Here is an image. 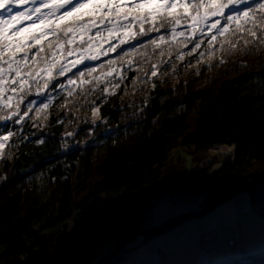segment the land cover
I'll return each mask as SVG.
<instances>
[{
  "label": "trees",
  "instance_id": "16d2710c",
  "mask_svg": "<svg viewBox=\"0 0 264 264\" xmlns=\"http://www.w3.org/2000/svg\"><path fill=\"white\" fill-rule=\"evenodd\" d=\"M175 52V71L163 65L151 82L135 85L136 72H128L115 95L96 100V117L81 98L83 107L67 116L58 99L47 119L35 121L40 129L26 118L20 137L29 139L14 138L17 147L5 149L11 159L0 161L8 177L0 181V264H92L141 230L161 194L198 198L202 208L250 185L264 206V48L237 51L226 64L213 59L211 67L194 57L176 61ZM151 63L143 71L150 74ZM93 119L95 126L85 123ZM72 131L75 138L64 135ZM175 139L196 146L199 165L215 145L235 151L215 171L211 161L184 174L187 160L168 157ZM65 141L79 146L64 151ZM231 264H264V256Z\"/></svg>",
  "mask_w": 264,
  "mask_h": 264
},
{
  "label": "snow or ice",
  "instance_id": "6c2138e0",
  "mask_svg": "<svg viewBox=\"0 0 264 264\" xmlns=\"http://www.w3.org/2000/svg\"><path fill=\"white\" fill-rule=\"evenodd\" d=\"M174 47L176 61L194 57L209 67L237 51L259 52L264 0H0V161L11 159L5 149L17 147L14 138L29 139L20 137L26 118L40 129L35 121L47 119L58 99L67 116L83 107L81 98L96 117V100L115 95L128 72H136L135 85L151 82L163 65L175 71Z\"/></svg>",
  "mask_w": 264,
  "mask_h": 264
},
{
  "label": "crops",
  "instance_id": "0c3cea01",
  "mask_svg": "<svg viewBox=\"0 0 264 264\" xmlns=\"http://www.w3.org/2000/svg\"><path fill=\"white\" fill-rule=\"evenodd\" d=\"M240 197L243 199V196ZM236 201L237 198L234 199L233 204L222 208L221 220L218 224L220 226L223 222H227L239 225V239L236 247L206 250L201 241V235L204 230L215 229L218 226L200 231L194 224L188 222L127 250L121 255V259L113 264H158L162 256L165 258L163 264H229L243 256H263L264 218L246 205L244 200H241L242 207H238ZM158 204L162 206L155 209V203L153 204V212L142 227L145 230L182 212L198 209L199 199L159 201Z\"/></svg>",
  "mask_w": 264,
  "mask_h": 264
},
{
  "label": "rangeland",
  "instance_id": "374dc122",
  "mask_svg": "<svg viewBox=\"0 0 264 264\" xmlns=\"http://www.w3.org/2000/svg\"><path fill=\"white\" fill-rule=\"evenodd\" d=\"M68 148H65L64 147V151H69L71 149H74L76 148L74 146V144H71L69 143L68 144ZM197 149H196V146H185V145H181L179 144V139H175L174 142H173V145L169 151V154H168V157L170 160H176L178 159L179 157L180 158H184L187 160L186 162V165H185V168H184V174H189L192 172V170L194 168H196L197 166H200L202 167V165L204 163H207V162H211V161H214L213 164L211 165V171H215L216 169H218L220 166H221V163H222V159L225 158V157H228L230 156L231 158L233 157V154H234V151H235V145H215L214 147H212L209 151L210 153V157H208L207 159L203 160V163L202 165H199V162L197 160L198 158V154H197ZM198 152H200V150H198ZM238 196V197H236ZM240 196H243V199L240 197ZM256 196V195H255ZM237 198V201H236V204L238 207H242V202L241 200H244L246 202V205L250 206V208H252L251 204H250V199H249V196L248 194L242 192V193H238L236 194L233 198H231L230 200H228V202L222 204V206H219L217 207L214 211H212L210 214L202 217V218H197V219H192V220H189L183 224H186L188 222H190L189 224H194L200 231L201 230H204V229H210V228H213V227H216L218 226L219 224V221L221 220L220 219V215L222 212H220L222 210V208L228 204H233L232 202L234 201V199ZM154 200V199H153ZM159 200L161 202H168L166 200H164L161 195L159 196ZM180 200H182L180 198ZM157 202V203H156ZM159 201H155L151 204V206L148 208L147 212H146V215H145V218L143 220V222L141 223V230H145L144 227L145 226V223L147 222V220L150 218L152 212H153V204L155 203V206L154 208L157 209L159 207L162 206V204H158ZM174 202V201H173ZM192 202V201H190ZM199 209V207H198ZM198 209L196 210H188V211H185V212H189V211H197ZM253 209V208H252ZM254 210V209H253ZM255 211V210H254ZM256 212V211H255ZM184 213V212H182ZM181 214V213H180ZM179 215V214H177ZM175 215V216H177ZM260 215V214H259ZM173 216V217H175ZM261 216V215H260ZM262 217V216H261ZM264 218V217H263ZM166 221V220H165ZM164 222V221H163ZM162 223V222H161ZM160 224V223H159ZM222 224H225V225H229V226H233V227H236L238 229V239H239V225L237 223H227V222H223ZM222 224L220 226H218L217 228L215 229H210V230H204V232L202 233L201 235V241L202 243L204 244L205 246V243L203 242V236L206 234V233H210L212 232L213 230L214 231H218V230H222ZM158 225V224H157ZM156 225V226H157ZM182 225V224H181ZM155 227V226H154ZM153 228V227H152ZM219 231V232H220ZM166 233V232H165ZM164 234V233H163ZM162 234V235H163ZM161 236V235H160ZM159 237V236H158ZM157 238V237H156ZM238 239L236 240V243L234 246H224L222 249H225V248H228V247H236L238 245ZM137 242H135L134 246H131V248L133 247H137L141 244H144L146 243L145 241H143V239H140L139 237L136 238ZM153 240V239H151ZM150 241V240H149ZM134 242V241H133ZM116 248V247H114ZM114 248H111V249H105L103 252H101L100 255H98L96 257V259L93 261L92 264H95L99 259H101L103 256H106L110 251H112ZM206 248V247H205ZM222 249H206V250H222ZM105 253V255H104ZM264 256V255H263ZM249 258V257H248ZM248 258L246 256H243V257H239V261L241 262H247L248 261ZM235 261V260H234ZM232 261V262H234ZM165 262V258L164 256H162L159 260V263L158 264H163ZM231 262V263H232ZM229 263V264H231Z\"/></svg>",
  "mask_w": 264,
  "mask_h": 264
},
{
  "label": "water",
  "instance_id": "95a60500",
  "mask_svg": "<svg viewBox=\"0 0 264 264\" xmlns=\"http://www.w3.org/2000/svg\"><path fill=\"white\" fill-rule=\"evenodd\" d=\"M246 193L249 196L250 204L252 208L260 214L262 217H264V206H262L256 199L255 196V189L250 185H243L235 188L228 189L224 191L222 194L214 198L212 201H210L207 205H205L202 208H199L197 211H189L181 213L175 217H171L167 219L166 221L158 224L157 226L148 229V230H135L131 234H129L125 240L116 248H114L111 252H109L106 256H103L101 259H99L95 264H108L112 262L116 257L124 253L129 249V242L132 239L140 238L143 239V241L147 242L151 239H154L163 233L189 221L192 219L202 218L208 214H210L212 211H214L217 207H219L221 204L227 202L231 198H233L238 193Z\"/></svg>",
  "mask_w": 264,
  "mask_h": 264
},
{
  "label": "built area",
  "instance_id": "2783aa9c",
  "mask_svg": "<svg viewBox=\"0 0 264 264\" xmlns=\"http://www.w3.org/2000/svg\"><path fill=\"white\" fill-rule=\"evenodd\" d=\"M161 197L166 201H174L176 199L175 197L170 198L166 195H161ZM219 231L220 230H213L212 232L206 233L203 236V242L205 243L206 249H222L226 245H235L236 240L238 239V229L236 227L222 224V230L220 232ZM135 242H133L129 246H134Z\"/></svg>",
  "mask_w": 264,
  "mask_h": 264
},
{
  "label": "bare ground",
  "instance_id": "6f19581e",
  "mask_svg": "<svg viewBox=\"0 0 264 264\" xmlns=\"http://www.w3.org/2000/svg\"><path fill=\"white\" fill-rule=\"evenodd\" d=\"M181 199H190V198H181ZM191 199H192V198H191ZM175 200H176V201H177V200H180V198H176ZM125 252H126V251H125ZM122 254H123V253H122Z\"/></svg>",
  "mask_w": 264,
  "mask_h": 264
}]
</instances>
